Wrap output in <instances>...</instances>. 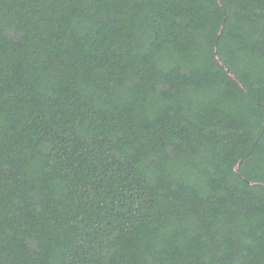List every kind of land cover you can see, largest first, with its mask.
<instances>
[{
    "label": "trees",
    "instance_id": "trees-1",
    "mask_svg": "<svg viewBox=\"0 0 264 264\" xmlns=\"http://www.w3.org/2000/svg\"><path fill=\"white\" fill-rule=\"evenodd\" d=\"M0 264H264V0H0Z\"/></svg>",
    "mask_w": 264,
    "mask_h": 264
}]
</instances>
